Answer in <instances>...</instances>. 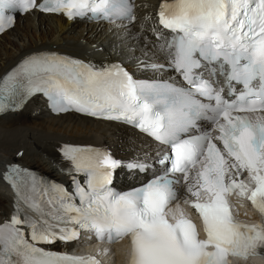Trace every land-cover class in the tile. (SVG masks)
<instances>
[{
    "label": "snow or ice",
    "instance_id": "snow-or-ice-1",
    "mask_svg": "<svg viewBox=\"0 0 264 264\" xmlns=\"http://www.w3.org/2000/svg\"><path fill=\"white\" fill-rule=\"evenodd\" d=\"M33 10L68 19H133L131 0H0V33L15 22L6 13ZM158 18L173 34L161 45L168 63L144 67L174 72L183 86L140 82L122 65L98 67L48 50L26 54L0 76V113L42 94L55 112L120 121L169 149L155 162L159 171L123 192L111 186L121 162L103 149L61 146L71 163V192L10 165L4 179L17 208L0 224V264H100L39 246L78 240L82 231L108 243L127 238L130 264H230L229 256L264 255V225L236 220L229 200L247 198L264 214V0H172L161 3ZM225 87L232 99H225ZM203 119L214 129L195 134ZM126 167L155 169L139 162ZM194 169L188 186L194 199L185 203L199 214L203 239L183 209L169 207L177 199L174 185L189 181ZM245 171L248 182L239 179ZM20 205L37 218L21 214Z\"/></svg>",
    "mask_w": 264,
    "mask_h": 264
},
{
    "label": "bare ground",
    "instance_id": "bare-ground-1",
    "mask_svg": "<svg viewBox=\"0 0 264 264\" xmlns=\"http://www.w3.org/2000/svg\"><path fill=\"white\" fill-rule=\"evenodd\" d=\"M160 1H137V25L146 36L154 28V16ZM141 37L132 25L123 22H69L61 15H43L35 11L18 14L14 26L0 35V41L3 40L0 43V75L18 59L36 50L59 51L75 56H111L124 61L133 60L134 56L137 59L140 56L158 58V47L146 45ZM151 41L156 39L151 38ZM136 139L137 135L119 124L75 113L51 115L42 107L40 100L34 98L20 111L0 116V170L5 163L13 161L63 181L51 160L56 158L62 145L99 144L110 147L121 160L127 161L129 157L125 155L140 154L138 142L146 144L144 140ZM142 162L150 163L148 159ZM194 175L193 170L187 182L181 178L177 185L179 196H192L188 186L194 183ZM136 176L130 174V177ZM119 178L126 180L128 177L124 173L119 174ZM11 207L10 197L0 181V222L10 215ZM242 260L247 264H264V259L259 257Z\"/></svg>",
    "mask_w": 264,
    "mask_h": 264
},
{
    "label": "rangeland",
    "instance_id": "rangeland-1",
    "mask_svg": "<svg viewBox=\"0 0 264 264\" xmlns=\"http://www.w3.org/2000/svg\"><path fill=\"white\" fill-rule=\"evenodd\" d=\"M17 15H18V14H17ZM33 33H35V31H33ZM2 42H3V40L0 41V43H2Z\"/></svg>",
    "mask_w": 264,
    "mask_h": 264
}]
</instances>
